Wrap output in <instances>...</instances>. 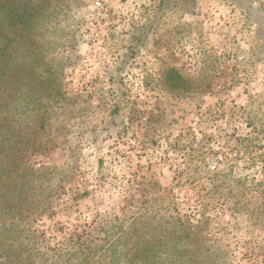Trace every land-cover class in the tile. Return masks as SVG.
I'll return each instance as SVG.
<instances>
[{
	"label": "rangeland",
	"instance_id": "374dc122",
	"mask_svg": "<svg viewBox=\"0 0 264 264\" xmlns=\"http://www.w3.org/2000/svg\"><path fill=\"white\" fill-rule=\"evenodd\" d=\"M98 1L38 13V74L64 97L30 157L23 256L264 264V0Z\"/></svg>",
	"mask_w": 264,
	"mask_h": 264
},
{
	"label": "trees",
	"instance_id": "16d2710c",
	"mask_svg": "<svg viewBox=\"0 0 264 264\" xmlns=\"http://www.w3.org/2000/svg\"><path fill=\"white\" fill-rule=\"evenodd\" d=\"M51 2L0 0V220L10 221L0 227L1 264H36L32 251L23 256L17 226L39 207L38 193L45 188L30 157L44 152L39 140L46 135L54 106L64 97L55 87L57 79L38 74L42 59L36 52L35 27L39 11ZM184 232L182 240L191 237ZM170 248L175 250V245ZM126 249L129 261L137 257L139 264H163L161 252L149 249L147 243Z\"/></svg>",
	"mask_w": 264,
	"mask_h": 264
},
{
	"label": "built area",
	"instance_id": "2783aa9c",
	"mask_svg": "<svg viewBox=\"0 0 264 264\" xmlns=\"http://www.w3.org/2000/svg\"><path fill=\"white\" fill-rule=\"evenodd\" d=\"M94 2H95V5H96V6L101 7L102 4H101L100 1H98V0H94Z\"/></svg>",
	"mask_w": 264,
	"mask_h": 264
}]
</instances>
